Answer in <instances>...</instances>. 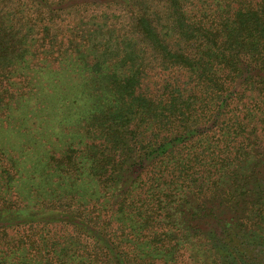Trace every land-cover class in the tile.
I'll return each instance as SVG.
<instances>
[{
    "label": "trees",
    "instance_id": "16d2710c",
    "mask_svg": "<svg viewBox=\"0 0 264 264\" xmlns=\"http://www.w3.org/2000/svg\"><path fill=\"white\" fill-rule=\"evenodd\" d=\"M89 13L108 40L88 37ZM57 61L88 75L70 87L87 105L79 158L99 206L83 207L63 172L53 198L34 190V207L0 200V244L24 230L38 251L49 242L32 232L61 228L60 254L79 264H177L200 246L212 264H264V155L249 150L264 124V0H0V115L60 112ZM149 72L186 84L150 94Z\"/></svg>",
    "mask_w": 264,
    "mask_h": 264
},
{
    "label": "rangeland",
    "instance_id": "374dc122",
    "mask_svg": "<svg viewBox=\"0 0 264 264\" xmlns=\"http://www.w3.org/2000/svg\"><path fill=\"white\" fill-rule=\"evenodd\" d=\"M81 18L84 24L88 23V29H86L85 32L88 34L89 38L99 37L98 39L101 40H108V38H110L106 31L98 27H102V25H100L101 23L95 20V24L94 20H90L91 13ZM77 20L76 23H81L80 19L77 18ZM66 28L64 30H66ZM85 32L83 30V33L87 36ZM55 50H58V48ZM57 62L58 64L47 63H49L50 69L58 70V68H62L61 72H59L60 75H57L61 77L57 78L55 81L63 85L67 84V86H64L68 87L67 94L69 98L60 112L51 111L45 115L33 112L25 115L23 111L19 109L14 113L0 115V190L3 194L0 200L2 202L6 201L19 204L22 207H25V205L34 207L39 202L36 201L37 198H35L36 194L34 190L40 188V192L43 193L44 197L53 198L54 196H48L56 189L62 190L64 185L62 187V184L59 183L63 182L64 178L61 176V173L67 172L69 175L68 178H72L71 180L73 182L76 180L75 190L77 193L75 195L77 200L82 202L83 207H91L93 205L99 206L97 205L99 204L97 197L87 199L84 184L85 169L83 168L86 163L85 159L79 158V156H85L83 151L85 149V144L88 142L81 128L80 119L83 117V114H85L87 105L84 103V100L81 101V104L78 102L74 103V98L78 94L73 93L70 87L73 82H85L88 75L76 69L71 64L69 66L65 64L59 65L60 62ZM149 73L150 74L143 79V84L150 94L159 95L160 93L158 92L165 83L178 84L179 82V84H186L185 79L180 76L176 81V79H174L175 74L164 75L159 73L156 75L154 72ZM25 74L29 76V71ZM32 78L31 80L38 83L45 79H49L46 75L38 77L36 74H34ZM48 81L52 82V79ZM17 82L23 83L22 79ZM37 94V96L40 95L39 89H37ZM54 99L58 102L52 101ZM39 100H43L42 96L39 97ZM60 101L61 100H58V97L55 95L52 99L46 100L44 104L49 102L51 105H58ZM14 107L17 108L20 106L15 103ZM56 114H59V118L55 117ZM256 128L257 130H253L250 135L252 138H257V142H253L249 150L252 149L250 154L262 155L263 157L264 124ZM72 151H77L78 153L76 155L78 157L76 158L74 154H71L73 158L70 162H62V158L66 154L70 155ZM80 159L82 162H80ZM74 162L77 163V168L81 169L84 173L75 175L76 171L72 166ZM255 168L254 171L258 172V175L255 174V176L259 179L263 178L264 162L261 163L258 168ZM6 172H8L10 176H6ZM45 178L48 179V184L45 182ZM67 189H69V187H67ZM84 204H86V206H84ZM32 234H37L36 238H39V240L46 238L44 242H49L48 246L46 244L35 245L39 250L31 252V245L24 239L25 236L30 235V233H24V230L9 232L7 241H1L0 244V258L1 256L3 257V260L6 261L5 264L81 263V258H77L76 255H73V252H68L65 256L60 254V248L63 246L68 247L66 242L70 235L64 229L59 228L56 230L48 228L45 230L43 228H38L35 229ZM15 242H21V244L23 242V244L18 248ZM88 244L86 240L82 239L80 241V246L77 247L80 250L78 255H82L84 252L83 248ZM1 253L6 254L3 255ZM187 253L189 255L184 257V262L179 260L177 264H212L213 259L210 257L211 254L205 252L204 248L201 246L198 248V251L188 250ZM202 255H204V259Z\"/></svg>",
    "mask_w": 264,
    "mask_h": 264
}]
</instances>
